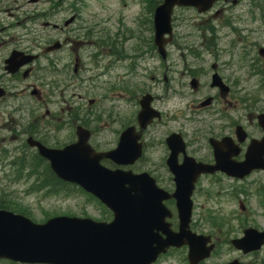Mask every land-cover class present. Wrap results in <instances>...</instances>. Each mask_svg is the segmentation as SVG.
I'll return each instance as SVG.
<instances>
[{"label":"flooded vegetation","instance_id":"flooded-vegetation-1","mask_svg":"<svg viewBox=\"0 0 264 264\" xmlns=\"http://www.w3.org/2000/svg\"><path fill=\"white\" fill-rule=\"evenodd\" d=\"M51 1L53 5L42 10V25L51 29L53 38L42 39L35 33L30 40L11 42L8 25L0 24V157L20 158L27 149L37 153L28 145V138L47 148L63 149L77 142L78 131L87 134L86 145L93 152L109 153L122 145V134L129 130L134 152L127 157L133 158L132 161L114 166L105 159L102 163L107 167L145 173L168 195L175 190L173 170L178 166H188L183 170L190 174L189 180L194 169L200 172L192 186L190 229L209 235L214 248L207 259L197 264H227L234 259L243 264V257L261 255L264 246L258 252L243 254L229 244L250 226L240 225L235 231L239 235L229 239V232H222L223 222L204 224L209 219L221 220L213 210L201 215L207 209L197 210V202H203L200 206L203 208L225 194V189L220 195L218 191L207 193V187L211 191L216 186V178L224 177L234 184L243 181L214 169L213 143L225 139L228 144L222 147L231 154L232 160L240 161L252 140L264 139V127L259 126L257 119L260 115L264 117V102L255 109L250 104L237 108L240 104L235 100L234 76L229 74L235 56L242 54L246 59L254 47L264 45V0L218 1L205 13H197L193 8H175L171 15V35L163 36L167 40L162 47L163 56L154 43L152 21L155 8L162 0H144L145 12L131 19V24L138 27L141 22V28L145 27L146 40L142 31L139 35L137 29L122 30L121 19L116 20L115 29L104 22L98 23L102 26L99 30L96 23L76 25L82 20L80 10L84 0H63L70 1L71 5L55 12L54 1L59 0ZM242 5L246 12L238 19L235 9ZM190 12L194 14L191 18ZM196 18L198 22H205L196 25ZM180 24L186 33L179 32ZM238 30L244 32V38L236 40ZM59 34L65 35L64 42L69 45L59 39ZM247 43L251 44L250 49L244 54V49L249 48ZM13 52L34 55L35 59L20 67L12 64L11 73L6 60ZM260 58L257 61L263 66L264 58ZM259 75L263 83L261 69ZM58 76L62 79L56 82ZM69 81L78 84L74 86V95L68 93ZM83 84L92 91H76ZM147 95L152 117L142 127L137 115L140 100ZM30 115L45 126L28 125ZM27 117L30 118L27 120ZM258 172L264 174V171ZM7 184L22 186V183ZM79 195H73V199L85 197ZM163 203L170 211L166 221L176 231L175 202L169 198ZM262 229L264 226L259 230ZM221 245L231 253L236 252L237 257L221 262L222 252L217 251ZM186 251V247L168 249L153 264L171 255L178 256L179 264H189ZM258 259L255 264H264L262 258Z\"/></svg>","mask_w":264,"mask_h":264},{"label":"water","instance_id":"water-1","mask_svg":"<svg viewBox=\"0 0 264 264\" xmlns=\"http://www.w3.org/2000/svg\"><path fill=\"white\" fill-rule=\"evenodd\" d=\"M215 1L163 0L153 15L154 43L158 53L164 55L162 47L167 40L163 35H170V14L174 6H192L198 12H205ZM259 54L264 56V49ZM215 79L213 77V82ZM149 102L147 97L140 101L137 119L142 127L152 117ZM258 123L264 127L263 116H258ZM128 134L129 130H126L121 137L122 145L106 154H95L90 150L86 145L87 134L81 131L77 132V142L61 151L35 143L39 155L49 162L58 178L79 184L97 196L112 211L113 219L110 223H97L91 219L60 217L39 225L23 216L0 210V259L22 264H151L169 247L184 245L188 246L190 264L207 257L211 249V246L206 247L208 238L195 236L188 230V197L191 192L187 184L188 174L182 170L174 171L178 185L175 198L179 228L177 233H170L164 223L166 212L161 206L165 196L151 180L148 181L145 175L134 177L118 171L110 172L98 165L101 158H109L117 165L132 161L133 158L127 157L134 152ZM237 134L241 139L240 133ZM225 144H228L225 139L213 143L217 166L214 169L235 178H242L253 169L264 170V139L252 141L240 163L230 162V153L222 147ZM194 173L198 175L199 172ZM159 231L165 238L158 234ZM243 233L241 239L231 241L243 253L258 250L264 244V231L247 229Z\"/></svg>","mask_w":264,"mask_h":264},{"label":"rangeland","instance_id":"rangeland-1","mask_svg":"<svg viewBox=\"0 0 264 264\" xmlns=\"http://www.w3.org/2000/svg\"><path fill=\"white\" fill-rule=\"evenodd\" d=\"M85 3L82 5L81 8V16L82 20H79V22L76 25L86 26V24L89 22L91 24L96 23V30H99L102 26L99 25V22H104L105 24H109L112 29L116 28V24L118 22L117 19H121V24L119 27L122 28V30L126 28H133L137 29V32L140 35V32L142 31L143 38L146 40L147 38V31L144 28H141L140 23L137 27L135 24H131V19L134 18V16L138 17L141 16L143 12H145V4L144 0H84ZM56 4L55 11H58L61 7L67 8L71 5L70 1L64 2L63 0L54 1ZM48 4V0H36L35 3H30L29 0H0V9H2L0 13V18H3L7 24H11L8 35L11 40V42L15 41H27L30 39L29 34H25V31L23 29V23L27 21V18H31V21L38 20L39 22L42 20L39 16V12H41L43 9H45ZM238 9L235 10V12L238 13ZM143 11V12H142ZM264 11V9H263ZM33 13V14H32ZM184 13V12H182ZM190 18L191 16H194L192 12H190ZM67 15H65L66 17ZM27 17V18H25ZM25 18V19H24ZM144 18V17H143ZM195 24L201 26V23L204 22H198L199 19H194ZM197 20V21H196ZM204 20V19H203ZM142 21V20H141ZM16 23V24H15ZM209 24V22H208ZM16 25V26H15ZM38 24L36 27L37 30H39L43 35V37H40L42 39L47 38H53L52 33L50 30H43ZM183 24L179 25V32L186 33L187 31H182L181 27ZM189 26V25H188ZM60 35V34H59ZM238 35V36H237ZM56 37V36H54ZM58 37H61L63 42L65 40V35H60ZM243 37L244 38V32L243 31H236L235 33V39H239ZM27 38V40H26ZM246 41V40H245ZM251 42V41H250ZM65 45H69L68 43H65ZM236 44L238 42L236 41ZM248 44V43H247ZM250 45L248 49H244V54H247ZM264 47V45H261ZM256 51V50H255ZM253 51L250 53L249 57H246V59H243L242 54L235 56L234 62H232L233 68H231L232 72L229 71V74L232 73L234 76L235 81V88H236V95L235 100L239 101L238 98L243 97L254 100L257 104L261 105V102H264V82L259 83V77L257 68L261 69L264 72V65L260 66L253 65L252 62V56L255 53ZM86 79L85 77H83ZM62 79L61 76H58L55 78L56 82H59ZM95 82H98V79L95 80ZM75 84V85H74ZM81 89H77L76 91H80V93H88V91H92L90 86H87L86 84ZM68 93H71L72 95L74 92V86L76 83L73 81H69L68 83ZM88 90V91H87ZM98 96L97 92H94ZM252 101V102H254ZM33 102V101H32ZM95 106H98L95 104ZM241 107V105H240ZM239 107V108H240ZM86 107H84L85 109ZM40 112H43L40 110ZM32 115H30L31 117ZM27 117V120L30 118ZM26 120V121H27ZM28 125H32L34 128L39 126H45L44 122L37 121L32 116L28 120ZM4 160L0 161V186L4 185V192L6 195L9 196L11 199V203H14L16 207H18L19 211H24L26 215L29 216L33 221L35 222H43L45 219L56 216V215H81L80 213L83 210L87 211L88 216H96L98 211L96 209V205L94 203L88 202V200L85 197L82 198H75L73 197L68 198L69 191L65 188L64 192L60 195L55 196H45L41 191L40 192H32L34 187H31L30 191L27 189H24V187H15V186H7V182H9L6 179V169H3L2 163ZM204 182L201 183V187L203 186ZM206 188V187H204ZM211 187H207L206 191L207 193L214 194L216 191L219 192V195L222 194V190H227L225 194L220 195L219 200H214L210 206H204L203 208H200V206L203 204L197 202V210L204 211L200 214H204L207 211L213 210L216 212V216L220 218V220L223 222V229L222 232L225 233L227 230L229 233V239L232 237L238 236L239 233H235L237 231L238 227L242 225L244 226H250L257 229H260L264 226V213L262 209L261 204V190L264 188V174L256 173L252 176L248 177L246 180H243L241 182L233 183L229 180H227L224 177L216 178V186L209 190ZM1 193V192H0ZM239 205L242 206V210L240 209ZM205 224V223H204ZM206 225V224H205ZM226 248L221 245L218 248V252H222L221 254V262H224L230 258H236L237 253H231L228 250H225ZM262 258L261 261L264 263V250L259 256H249L243 259V264H255L256 261L260 260L258 259ZM159 264H179L178 263V256H169L167 258H161L158 262ZM0 264H11L6 261H0Z\"/></svg>","mask_w":264,"mask_h":264},{"label":"trees","instance_id":"trees-1","mask_svg":"<svg viewBox=\"0 0 264 264\" xmlns=\"http://www.w3.org/2000/svg\"><path fill=\"white\" fill-rule=\"evenodd\" d=\"M23 163H25V167L27 168L28 176H33V181L38 186V188H49L52 186V181H54L55 184L58 183L50 173L46 163L39 157H25V161H23ZM0 208L15 212H21L23 214L22 211H17L18 208H15L14 205L9 204L7 196L4 193L0 195Z\"/></svg>","mask_w":264,"mask_h":264}]
</instances>
